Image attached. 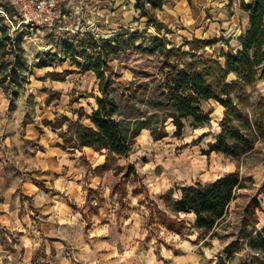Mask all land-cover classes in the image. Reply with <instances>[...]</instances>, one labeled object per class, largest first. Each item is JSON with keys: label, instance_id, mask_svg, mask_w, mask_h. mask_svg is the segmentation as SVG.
I'll list each match as a JSON object with an SVG mask.
<instances>
[{"label": "rangeland", "instance_id": "374dc122", "mask_svg": "<svg viewBox=\"0 0 264 264\" xmlns=\"http://www.w3.org/2000/svg\"><path fill=\"white\" fill-rule=\"evenodd\" d=\"M60 3L57 27L26 28L19 24L18 15L16 27L12 25L15 35L26 31L29 66L27 79L17 92L0 82V264H241L249 251L227 256L232 239L228 233L256 195L262 202L260 225L264 224V75L234 93L256 131L253 150L242 155L206 153L222 130L226 110L219 100L210 99L203 106L211 112V122L195 126L188 118L179 137L170 120V134L159 140L143 129L134 150L117 158L121 165L133 163L136 171L125 167L121 172L111 168L99 173L96 168L107 161L106 149H66L59 128L46 122H57L64 115L79 118L75 113L79 107L92 113L102 95L97 72L78 65L63 49L64 39L74 38L70 28L77 24L91 27L83 20L85 8H78L80 18L76 19L72 9L64 7L62 0ZM135 20L114 37L128 43L102 62L108 74H113L110 91L118 98L128 81L163 76L164 57L152 52L156 27L148 25V17L140 12ZM96 23L101 35L111 37L118 32ZM166 31H170L171 46L190 48L186 41L192 38L183 36L179 26H168ZM219 45H207V53L223 58ZM41 59L49 64H40ZM50 70L70 72L65 79H53ZM83 118L91 123L87 116ZM235 170L243 175L245 186L238 190L227 219L216 229L222 237L194 226L181 233L163 223L159 209L174 214L162 197L171 187L176 188L177 196L181 185L206 182ZM116 183V188L127 186L124 199L114 190ZM181 215L189 225L194 223L195 213Z\"/></svg>", "mask_w": 264, "mask_h": 264}, {"label": "trees", "instance_id": "16d2710c", "mask_svg": "<svg viewBox=\"0 0 264 264\" xmlns=\"http://www.w3.org/2000/svg\"><path fill=\"white\" fill-rule=\"evenodd\" d=\"M163 5L164 0H137L135 4L140 14L148 17V23L156 27L157 34L151 37L152 52L164 57L163 76L128 81L120 90V98L110 91L113 74H108V68L102 62L128 42L115 36L98 37L92 31L64 39L65 53L71 54L84 69L97 72L102 95L98 96L92 113L79 107L75 110L79 118L64 115L58 117L57 122H46L54 129L59 128L58 133L63 138L61 145L66 149L76 150L86 146L96 150L106 149L107 161L96 168L99 173L111 168L121 172L125 167L130 172L136 171L133 163L121 165L117 158L134 150L137 136L144 128L150 129L154 138L159 140L170 134V120L179 137L184 134L188 118L195 126L211 122V112L203 106V102L210 99L219 100L226 110L221 121L222 130L206 153L217 151L242 155L256 147L257 136L250 115L242 112L234 93L246 89L264 75V0L243 1V6L250 10L251 25L239 36L242 48L238 51L223 49L220 53L223 58L206 51L207 45L216 40L187 39L188 49L182 45L171 46V40L163 33L168 25L154 10ZM16 14L13 5L0 0V82L8 83L15 92L27 79L29 66L24 44L26 31L22 29L15 35L12 29L10 19L16 23ZM135 36L138 33H134ZM40 64L47 65L49 62L41 59ZM69 72L50 70L48 75L53 79H65ZM232 73L236 76L232 77ZM84 116L90 118L91 123L85 122ZM65 123H68L67 128H64ZM117 183L114 190L120 192L121 199H124L128 188L126 185L116 188ZM244 186L243 175L235 170L206 182L181 185L178 187L180 195L177 196L176 188L171 187L162 197L174 214L159 209L162 221L170 229L181 233L194 226L203 233L222 237L216 229L227 219L231 202ZM260 209L262 202L256 195L244 207L236 228L228 233L232 239L226 249L227 256L249 251L247 259L241 264H264V224L260 225ZM181 212L195 213L194 223L189 225Z\"/></svg>", "mask_w": 264, "mask_h": 264}, {"label": "crops", "instance_id": "0c3cea01", "mask_svg": "<svg viewBox=\"0 0 264 264\" xmlns=\"http://www.w3.org/2000/svg\"><path fill=\"white\" fill-rule=\"evenodd\" d=\"M136 1L62 0V3L64 7L72 9L76 19L80 18L78 8L83 6V20L91 26L88 31L99 33L94 26L95 22L97 25H107L115 32L122 30L123 26H133L134 22H137L135 16L140 12L135 6ZM243 1L253 0H164V5L154 10L168 26H179V31L186 38L215 39V44H220L221 53L223 49L238 51L242 48L239 36L251 25L250 10L243 6ZM232 30L233 32L229 33ZM121 33L122 31H118L112 36ZM148 132L151 134L150 129ZM152 138L154 139V136Z\"/></svg>", "mask_w": 264, "mask_h": 264}, {"label": "built area", "instance_id": "2783aa9c", "mask_svg": "<svg viewBox=\"0 0 264 264\" xmlns=\"http://www.w3.org/2000/svg\"><path fill=\"white\" fill-rule=\"evenodd\" d=\"M14 6L17 14L20 17L18 21L23 27L31 29H45L54 28L58 26L61 21L62 7L60 0H6ZM12 24L14 22L10 19ZM14 27L15 24H14ZM75 35H84L89 29L77 24L75 27L70 28ZM163 30V33L169 36L170 31ZM98 37H109L106 34L95 32ZM111 36V35H110Z\"/></svg>", "mask_w": 264, "mask_h": 264}]
</instances>
